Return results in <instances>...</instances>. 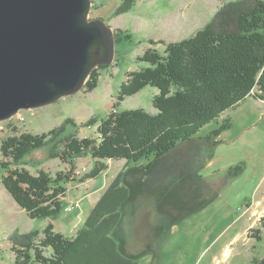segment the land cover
<instances>
[{
  "label": "trees",
  "instance_id": "obj_1",
  "mask_svg": "<svg viewBox=\"0 0 264 264\" xmlns=\"http://www.w3.org/2000/svg\"><path fill=\"white\" fill-rule=\"evenodd\" d=\"M123 1L119 14L133 6V0ZM139 60L150 65L129 74L115 106L150 85L159 89L153 98L157 112L115 108L99 124L97 137H79L83 125L73 118L40 134L18 133L13 126V134L0 137L3 184L32 219L58 218L65 183L96 177L107 167L102 160L126 161L76 236L55 232L53 223L46 226L38 244L34 237L39 231L15 235L14 248L20 246L15 264H139L142 256L157 255L158 245L151 238L142 251H128L120 234L126 212L151 204L162 219L152 229L159 237L166 226L204 209L246 170L242 161L229 165L218 185L200 172L214 157L206 150L219 143L216 138L229 127L228 120L208 136L195 135L246 97L264 100V0L228 2L193 36L167 43L163 53L149 48ZM98 81L93 70L85 85L92 91ZM96 122L93 117L85 125ZM45 145L51 146L50 158L70 165L67 171L52 176L45 170L32 174L25 167L27 156ZM85 156L96 159L97 165L79 176L74 173L75 161ZM45 249L51 250L50 255ZM255 264H264V257Z\"/></svg>",
  "mask_w": 264,
  "mask_h": 264
},
{
  "label": "rangeland",
  "instance_id": "obj_2",
  "mask_svg": "<svg viewBox=\"0 0 264 264\" xmlns=\"http://www.w3.org/2000/svg\"><path fill=\"white\" fill-rule=\"evenodd\" d=\"M231 1L236 0H133L131 9L119 14L117 10L123 0H92L89 19L102 18L114 29L115 36L118 35L114 61L93 69L98 75V86L89 91L84 85L80 91L51 104L20 110L12 118L0 122V137L13 134V126L18 128V133L40 134L60 126L67 118L83 125L79 137H97L99 124L115 108L157 112L153 98L159 89L150 85L126 96L115 106L129 74L150 65L139 57L149 48L163 53L167 43L193 36L211 21L222 5ZM93 117L97 122L85 125ZM227 120L229 127L221 130L216 138L219 143L206 150L213 152L214 157L200 172L218 185L220 174L229 165L242 161L246 163V170L204 209L175 225L166 226L159 237L152 229L160 225L162 219L151 204L126 212L120 234L127 240L128 251L135 254L142 251L151 238L158 245L157 255H144L139 258V264H255L264 257V100L246 97L235 108L223 111L217 119L202 127L195 136H208ZM50 151V145L35 150L27 156L25 167L32 174L45 170L52 176L67 171L70 165L59 158H50ZM174 158L182 160V157ZM1 160L0 140V264H15V250L20 248H14L12 238L15 235L39 231L34 237V243L38 244L46 226L53 223L55 232L76 236L93 206L126 163L125 159L102 160L107 167L96 177L83 183H65L66 193L61 198L63 208L58 218L32 219L3 184L6 170ZM96 165V159L91 156L78 158L74 173L83 176ZM218 170L219 173L215 172ZM44 252L50 255L51 250Z\"/></svg>",
  "mask_w": 264,
  "mask_h": 264
},
{
  "label": "water",
  "instance_id": "obj_3",
  "mask_svg": "<svg viewBox=\"0 0 264 264\" xmlns=\"http://www.w3.org/2000/svg\"><path fill=\"white\" fill-rule=\"evenodd\" d=\"M92 0H0V122L80 91L116 55Z\"/></svg>",
  "mask_w": 264,
  "mask_h": 264
},
{
  "label": "crops",
  "instance_id": "obj_4",
  "mask_svg": "<svg viewBox=\"0 0 264 264\" xmlns=\"http://www.w3.org/2000/svg\"><path fill=\"white\" fill-rule=\"evenodd\" d=\"M218 8H219V6H218ZM218 8H217V9H218ZM186 31H187V30H186ZM183 32H185V31H183ZM197 32H198V30H197ZM197 32H196V33H197ZM125 166H126V163H125V165L123 166V168H124Z\"/></svg>",
  "mask_w": 264,
  "mask_h": 264
},
{
  "label": "built area",
  "instance_id": "obj_5",
  "mask_svg": "<svg viewBox=\"0 0 264 264\" xmlns=\"http://www.w3.org/2000/svg\"><path fill=\"white\" fill-rule=\"evenodd\" d=\"M72 209V207H69V210H71Z\"/></svg>",
  "mask_w": 264,
  "mask_h": 264
}]
</instances>
